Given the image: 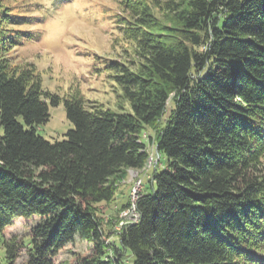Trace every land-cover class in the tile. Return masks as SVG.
Returning <instances> with one entry per match:
<instances>
[{
    "label": "trees",
    "instance_id": "obj_1",
    "mask_svg": "<svg viewBox=\"0 0 264 264\" xmlns=\"http://www.w3.org/2000/svg\"><path fill=\"white\" fill-rule=\"evenodd\" d=\"M9 1L0 0V264L23 250V264H264V0H122L128 56L104 65L130 111L51 93L34 64L13 62L34 39L22 27L39 17ZM62 101L73 128L49 140L39 127ZM150 143L158 161L140 219L110 241L100 207L129 170L146 168ZM19 218L38 219L30 237L5 239ZM77 241L91 251L57 262Z\"/></svg>",
    "mask_w": 264,
    "mask_h": 264
},
{
    "label": "rangeland",
    "instance_id": "obj_2",
    "mask_svg": "<svg viewBox=\"0 0 264 264\" xmlns=\"http://www.w3.org/2000/svg\"><path fill=\"white\" fill-rule=\"evenodd\" d=\"M122 0H10L12 10L27 12L26 5L34 8L32 14L38 19L32 26L22 27L32 29L33 40L25 42L24 47L13 51L16 64H34L41 76L43 88L61 97L78 95L86 103L99 102L107 108L121 111L124 105L126 111L131 107L122 98V90L116 83L112 72L106 70L107 59L126 60V45L117 30L118 14L122 11ZM34 5V7H33ZM50 120L39 127V132L49 140H62L65 134L73 128L68 120L64 101L59 106L50 107ZM155 132V131H154ZM153 130L148 131V136ZM147 136V135H145ZM153 163L148 162L144 170H129L122 182L115 202L109 206H101V214L106 222V230L110 241L118 240L122 212L119 207L131 198L135 183L142 180L143 188L157 160L156 148L148 145ZM165 162V161H164ZM163 167H160L162 169ZM120 221H119V220ZM37 218H19L14 224L4 230L5 239L28 240ZM119 221V222H118ZM91 245L77 241L69 245L56 257L57 262L75 263L77 254H88ZM4 248L0 243V257ZM26 252L23 250L17 264H23ZM134 258L130 264H133Z\"/></svg>",
    "mask_w": 264,
    "mask_h": 264
},
{
    "label": "built area",
    "instance_id": "obj_3",
    "mask_svg": "<svg viewBox=\"0 0 264 264\" xmlns=\"http://www.w3.org/2000/svg\"><path fill=\"white\" fill-rule=\"evenodd\" d=\"M154 159L153 157H150L149 162L153 163ZM158 159L156 160V162H154V164H157ZM143 190V184H142V180H139L138 182L135 183L134 186V190L131 193V205L130 207H128L127 209L122 211V214L120 215L121 218V223H120V227L122 228V226L125 225H130V224H134L135 222H137L140 219V214L137 212V201L140 197L141 191Z\"/></svg>",
    "mask_w": 264,
    "mask_h": 264
}]
</instances>
